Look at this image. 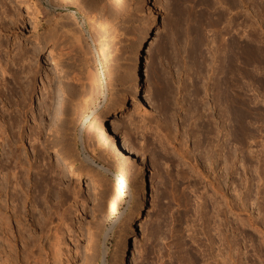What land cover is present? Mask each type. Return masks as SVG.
<instances>
[{
  "label": "rangeland",
  "instance_id": "1",
  "mask_svg": "<svg viewBox=\"0 0 264 264\" xmlns=\"http://www.w3.org/2000/svg\"><path fill=\"white\" fill-rule=\"evenodd\" d=\"M103 1L0 0V264H264V0Z\"/></svg>",
  "mask_w": 264,
  "mask_h": 264
},
{
  "label": "bare ground",
  "instance_id": "2",
  "mask_svg": "<svg viewBox=\"0 0 264 264\" xmlns=\"http://www.w3.org/2000/svg\"><path fill=\"white\" fill-rule=\"evenodd\" d=\"M105 1H110V6L109 7H114L115 9H118L120 10V8L126 6V0H104L103 2ZM68 2V1H67ZM70 3V2H69ZM60 4V3H59ZM106 4V3H105ZM74 5V4H73ZM104 5V4H102ZM59 7V5H57ZM101 8V7H100ZM103 8V7H102ZM101 8V9H102ZM80 9V8H79ZM82 11V9L80 10ZM84 11V10H83ZM82 11V12H83ZM112 10L110 9V12ZM85 12V11H84ZM83 12V13H84ZM120 12V11H119ZM47 13V12H46ZM51 13V12H50ZM87 13V12H86ZM86 13H84L85 15H87ZM114 13V12H113ZM2 15H5L6 17H9L10 16V13L8 12V10L6 8H3L2 10ZM45 15V14H44ZM88 17V15H87ZM52 18V17H51ZM91 18V17H90ZM89 18V19H90ZM50 19V18H49ZM48 19V21H49ZM50 22V21H49ZM79 33V32H78ZM54 38V37H53ZM79 38V37H77ZM85 38V37H84ZM83 39V38H81ZM86 39V38H85ZM84 40V39H83ZM82 40V41H83ZM85 41V40H84ZM95 41V40H94ZM86 45L84 44V59H83V69L85 70V73L84 75L82 76V82L80 83V87L74 89V92L76 94V96L80 98H85V100L83 99V101H86V99L90 96H93L95 93H96V89L99 87L96 86L94 80L96 79L95 77V74L94 71L92 70V63H93V56H92V52H91V45H90V42L87 41L85 42ZM96 43V42H95ZM106 44V43H105ZM242 44V43H241ZM241 44H238V50H241V47H243ZM225 47V46H224ZM115 49V48H114ZM228 49V48H226ZM105 50V49H103ZM116 50V49H115ZM249 50V49H248ZM251 50V49H250ZM106 51V50H105ZM50 52H54L56 53V51H54V49H50ZM104 53V52H103ZM106 53V52H105ZM113 59V58H112ZM118 61V60H116ZM118 64V63H117ZM119 65V64H118ZM234 66V65H233ZM235 68H236V65H235ZM113 70V69H112ZM111 70V71H112ZM7 71V70H6ZM5 71V72H6ZM81 72V71H80ZM107 72V71H106ZM110 73V72H109ZM108 73V74H109ZM113 74V73H112ZM111 74V75H112ZM15 75V74H14ZM110 75V74H109ZM113 77V76H112ZM115 77V76H114ZM80 78V77H79ZM95 78V79H94ZM91 79L93 81H91ZM113 79L111 78L110 76V80ZM99 84V83H98ZM109 84H112V82L110 83L109 81ZM115 86V85H114ZM226 87V86H225ZM99 90H97L98 92ZM72 93V92H71ZM70 95V98H71V94ZM74 95V94H73ZM75 96V95H74ZM77 97V98H78ZM87 97V98H86ZM108 97V96H106ZM74 98V97H73ZM64 99V98H63ZM90 99V98H89ZM66 100V98H65ZM64 100V101H65ZM107 100V99H106ZM221 100L222 102L224 103H227V101H229V98H228V95L226 94V91H225V88L223 89V93L221 95ZM63 100H61V104L62 102L65 103ZM67 101V100H66ZM67 103V102H66ZM79 105V104H78ZM84 105V104H82ZM64 106V104L62 105ZM80 106V105H79ZM81 107V106H80ZM63 108V107H62ZM76 108V107H75ZM226 108V107H225ZM64 109V108H63ZM62 109V110H63ZM84 109V108H83ZM65 110V109H64ZM63 110V112H65ZM77 110H80L79 108L76 109V112ZM226 110V109H225ZM74 111V110H73ZM228 111V110H226ZM62 112V113H63ZM77 113H81L80 112H77ZM96 116H95V119L94 121L92 122L93 126L97 127H101L103 128L104 125L103 124V120H104V116H103V107L101 106V104H98L97 108H96ZM223 113L226 114V112L223 111ZM78 114V115H79ZM75 115V113H74ZM77 117V115H76ZM79 117V116H78ZM77 117V120L79 121L80 118ZM82 117V116H80ZM238 120V119H237ZM98 127V128H99ZM224 128H225V125H224ZM103 130V129H102ZM257 151V150H256ZM262 151V149L259 148V152ZM65 158V157H64ZM68 159L65 158V161H67ZM117 160V161H116ZM115 163H116V169L115 171L113 172V177H112V188H111V192H110V195L108 197V199L106 200L105 204H104V208H103V211L100 215V222L103 224L102 228H104L103 230V238L100 240V244L99 246H102L103 244H105L106 242V239L111 235L112 231H113V228H110L109 226L110 225H115L117 223V221L119 220L120 218V214H121V210L124 208L125 204H126V199L129 195V189H131L137 182V177L140 175L139 174V169L137 170V168L133 169L132 167L130 168V166L126 165L125 163H123L121 161V159L119 158V156H117V159H116ZM69 169V171H73L71 170L72 169V162L70 161H67V165H66ZM128 166V167H127ZM123 185H126V187H123ZM217 202H220V201H217ZM221 203V202H220ZM218 205V204H217ZM222 205V204H221ZM220 208V206H219ZM220 212L221 214L225 213V211L223 209H220ZM223 212V213H222ZM2 214V213H1ZM2 221V224L5 225L6 223L8 224V217L3 215L1 218H0ZM0 222V223H1ZM5 223V224H4ZM1 224V225H2ZM118 234H120L122 232V228L118 229ZM98 246V247H99ZM98 247H96V250L95 251V255H97L99 253V249H97ZM63 255V254H62ZM57 256L59 257L60 255H58L57 253ZM57 257V259H58ZM225 257V255H224ZM61 261V260H60Z\"/></svg>",
  "mask_w": 264,
  "mask_h": 264
}]
</instances>
